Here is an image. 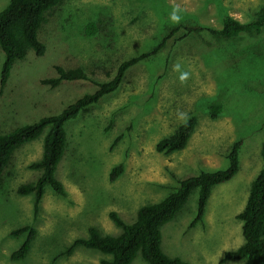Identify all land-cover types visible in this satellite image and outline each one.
<instances>
[{
    "label": "rangeland",
    "instance_id": "374dc122",
    "mask_svg": "<svg viewBox=\"0 0 264 264\" xmlns=\"http://www.w3.org/2000/svg\"><path fill=\"white\" fill-rule=\"evenodd\" d=\"M9 2L0 0V11ZM262 10L264 0H65L38 33L44 55L29 51L0 86V132L61 113L110 82L122 63L153 53L172 26L221 29L225 17L246 24ZM90 24L96 26L93 34L87 32ZM3 59L0 50V74ZM57 67L81 68L86 79L54 89L42 84L56 77ZM215 106L221 110L213 118ZM191 117L196 125L186 147L159 153L157 144ZM65 129L67 150L56 177L66 196L47 187L35 214L34 196L17 193L40 175L30 165L41 159L43 137L16 150L0 173V264H99L108 257L98 251L60 254L91 227L119 235L110 212L132 224L141 207L167 197L177 180L227 168L231 146L241 141L239 172L213 188L202 223L189 228L196 216L194 192L161 228L166 256L188 264H221L225 252L243 243L236 216L263 168L264 25L228 39L180 29L155 55L131 67L116 91ZM119 165L122 173L111 182L110 173ZM25 225L37 234L26 258L13 261L11 254L26 235L12 232ZM132 264L147 263L138 255Z\"/></svg>",
    "mask_w": 264,
    "mask_h": 264
},
{
    "label": "trees",
    "instance_id": "16d2710c",
    "mask_svg": "<svg viewBox=\"0 0 264 264\" xmlns=\"http://www.w3.org/2000/svg\"><path fill=\"white\" fill-rule=\"evenodd\" d=\"M64 1L10 0L9 4L0 11V50L4 54L0 74L1 90L7 83L16 61L23 60L29 51H33L39 57L44 55L45 46L39 41L38 33L47 23L48 16ZM262 25H264V10L259 13L256 21L246 24L232 17H225L221 29L188 28L185 24L172 26L153 53L143 54L122 63L110 82L99 84L95 92L84 95L61 113L42 117L34 123L22 125L5 134L0 132V173L9 165L16 150L43 137L41 159L30 165V168L40 172L39 177L36 181L23 184L17 189V193L21 196H34L36 214L47 187L53 189L57 195L66 196L63 184L56 177L58 165L67 150L66 123L75 119L90 105L116 91L125 73L131 67L155 55L163 48L166 41L182 28L186 32L208 31L218 38L228 39L240 33L251 34L254 30H259ZM94 31H96V26L90 24L87 28L88 34H93ZM82 79L85 80L86 75L81 68L67 70L57 67L56 77L45 79L41 83L54 89L62 82ZM220 110V106L212 107V117H217ZM195 125V118H189L170 136L157 144V151L169 155L183 150ZM241 146V141L231 146L227 155L229 162L227 168L213 172H201L196 176L177 180L178 186L167 197L154 204L141 207L137 212L136 221L132 224H126L116 212H110V220L121 230L119 235H107L91 227L86 237L75 239L60 255L70 256L75 250L85 248L98 251L108 257L103 258L99 264H132L138 255L147 264H188L179 258H171L163 253L161 228L177 217L194 192L198 194L196 216L189 228L192 229L202 223L213 188L232 180L239 172ZM260 154L263 168L251 183L245 207L236 216L242 223L243 243L237 249L225 252L221 264L242 261L244 264H264V144ZM122 170V165L115 167L110 173V181H115ZM36 234V230L31 225L22 226L12 232L14 237L26 235L22 245L11 254L13 261L26 258Z\"/></svg>",
    "mask_w": 264,
    "mask_h": 264
},
{
    "label": "clouds",
    "instance_id": "9594fccd",
    "mask_svg": "<svg viewBox=\"0 0 264 264\" xmlns=\"http://www.w3.org/2000/svg\"><path fill=\"white\" fill-rule=\"evenodd\" d=\"M173 19H177V17L174 16Z\"/></svg>",
    "mask_w": 264,
    "mask_h": 264
}]
</instances>
